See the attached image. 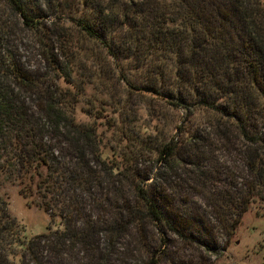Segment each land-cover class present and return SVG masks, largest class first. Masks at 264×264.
Masks as SVG:
<instances>
[{
	"label": "trees",
	"instance_id": "1",
	"mask_svg": "<svg viewBox=\"0 0 264 264\" xmlns=\"http://www.w3.org/2000/svg\"><path fill=\"white\" fill-rule=\"evenodd\" d=\"M140 104L180 111L176 133ZM8 185L60 227L22 235ZM252 208L264 0H0V264H180V241L212 220L230 240Z\"/></svg>",
	"mask_w": 264,
	"mask_h": 264
},
{
	"label": "rangeland",
	"instance_id": "2",
	"mask_svg": "<svg viewBox=\"0 0 264 264\" xmlns=\"http://www.w3.org/2000/svg\"><path fill=\"white\" fill-rule=\"evenodd\" d=\"M26 42L21 43L19 41L16 44L21 50L20 52H23V62L30 64L35 61L36 54L31 50L24 51ZM29 44L30 42H27V45ZM88 91L90 92L91 88H88ZM118 96L124 99L123 88L121 87L118 88ZM136 103L139 104V102ZM141 109L143 123L149 125L150 129L153 130L158 125L163 131L173 132V135L176 133L175 127L180 118V111L176 112L163 108V117L150 122L151 117L148 115L147 106L141 105ZM88 110V106H82L81 117L83 120H86L84 114H88ZM3 192L9 198L11 215L20 225L22 235L28 239L45 233L49 226L54 229L60 227L59 220L52 223L49 215L43 210L37 207L30 208L16 187L8 185ZM184 196L180 193L178 197L180 202L184 200L188 206L186 209L181 207L182 210H188V214L190 211H198L199 216L203 217L209 215L210 208L203 201L192 197L194 202L191 203L183 199ZM208 228V234L201 237L200 243L185 244L180 241V245H175L174 252L177 256L176 259H180V264H264V217L258 214L256 208H252L244 216L242 224L230 240L215 220H212V226ZM114 259L116 263L123 260L119 255Z\"/></svg>",
	"mask_w": 264,
	"mask_h": 264
}]
</instances>
